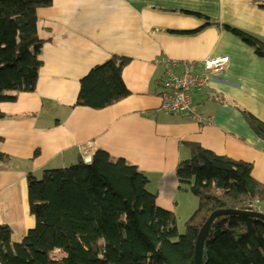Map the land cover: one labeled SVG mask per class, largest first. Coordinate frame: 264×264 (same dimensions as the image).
<instances>
[{
    "label": "crops",
    "instance_id": "1",
    "mask_svg": "<svg viewBox=\"0 0 264 264\" xmlns=\"http://www.w3.org/2000/svg\"><path fill=\"white\" fill-rule=\"evenodd\" d=\"M264 39V0H52L37 11L43 41L35 91L1 102L0 225L19 243L35 225L27 176L75 164L97 149L124 159L148 178L157 205L185 223L198 200L179 188L175 168L189 158L181 142L253 165L264 184V141L243 112L264 123V58L222 25ZM130 61L122 79L130 96L101 110L75 106L80 81L112 57ZM227 56L207 87L192 92V109L209 118L160 110L168 62Z\"/></svg>",
    "mask_w": 264,
    "mask_h": 264
},
{
    "label": "trees",
    "instance_id": "2",
    "mask_svg": "<svg viewBox=\"0 0 264 264\" xmlns=\"http://www.w3.org/2000/svg\"><path fill=\"white\" fill-rule=\"evenodd\" d=\"M52 0H0V103L37 84L43 41L37 11ZM264 58V39L222 25ZM128 58L114 56L80 81L75 106L105 109L130 96L122 79ZM264 141V123L243 112ZM3 114L0 112V118ZM189 158L178 162L179 188L198 200L179 234L173 212L157 205L148 178L124 159L97 149L89 162L27 176L29 212L35 220L23 240L0 225V264H193L198 232L216 210L259 211L264 184L253 165L220 156L198 143L181 142ZM0 153V166L8 161ZM203 264H264V222L227 215L216 218L204 244Z\"/></svg>",
    "mask_w": 264,
    "mask_h": 264
},
{
    "label": "built area",
    "instance_id": "3",
    "mask_svg": "<svg viewBox=\"0 0 264 264\" xmlns=\"http://www.w3.org/2000/svg\"><path fill=\"white\" fill-rule=\"evenodd\" d=\"M229 62L227 56L209 58L202 62L190 61L181 65L182 72H174L178 63L168 62L164 73L163 89L160 95V110L168 114L182 113L188 119L197 123H210L209 118H204L196 113L192 107V92H197L207 87L211 76L224 71ZM83 153L82 159L89 162L87 152Z\"/></svg>",
    "mask_w": 264,
    "mask_h": 264
},
{
    "label": "water",
    "instance_id": "4",
    "mask_svg": "<svg viewBox=\"0 0 264 264\" xmlns=\"http://www.w3.org/2000/svg\"><path fill=\"white\" fill-rule=\"evenodd\" d=\"M227 215H236L247 218H254L256 220L264 222V214L260 212L236 211L231 209L216 210L212 212L198 232L194 246L193 264H203L202 258L204 252V244L212 222L218 217L227 216Z\"/></svg>",
    "mask_w": 264,
    "mask_h": 264
},
{
    "label": "rangeland",
    "instance_id": "5",
    "mask_svg": "<svg viewBox=\"0 0 264 264\" xmlns=\"http://www.w3.org/2000/svg\"><path fill=\"white\" fill-rule=\"evenodd\" d=\"M41 176H39L38 179H41ZM259 211H260V213L264 214V203L259 205ZM178 232L181 235H183L185 233V227H183V224H181V223H179V231Z\"/></svg>",
    "mask_w": 264,
    "mask_h": 264
}]
</instances>
